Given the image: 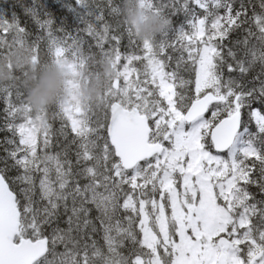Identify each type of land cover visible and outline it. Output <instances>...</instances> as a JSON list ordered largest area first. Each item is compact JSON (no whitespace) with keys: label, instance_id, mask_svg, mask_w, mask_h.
Instances as JSON below:
<instances>
[{"label":"snow or ice","instance_id":"obj_1","mask_svg":"<svg viewBox=\"0 0 264 264\" xmlns=\"http://www.w3.org/2000/svg\"><path fill=\"white\" fill-rule=\"evenodd\" d=\"M140 6L170 22L160 41H138L126 23H110L105 8L121 14L113 0L64 4L84 26L74 31L63 21L55 26L47 11L42 17L33 0L25 14L40 34L31 42L19 18L0 20V59L20 50L33 64H65L73 76L87 60H108L115 70L95 122L76 99L77 82H67L55 115L75 136L62 128L63 144L53 139L50 108L35 112L21 86L0 87V132L11 134L0 157V264H264V0ZM179 12L190 17L189 31L182 27L173 43L168 17ZM237 32L243 38L231 40ZM168 49L180 53L171 71ZM181 66L192 78L179 74ZM89 205L99 213L103 245L93 238ZM126 242L129 255L121 251Z\"/></svg>","mask_w":264,"mask_h":264},{"label":"clouds","instance_id":"obj_2","mask_svg":"<svg viewBox=\"0 0 264 264\" xmlns=\"http://www.w3.org/2000/svg\"><path fill=\"white\" fill-rule=\"evenodd\" d=\"M120 9L122 21L131 28L138 41H156L170 27V22L163 15L141 8L140 0H122ZM91 63L95 71L89 70L88 63L78 76H73L65 64H33L25 52L16 50L0 61V85L22 83L26 103L31 105L33 111L40 112L51 108L58 100L67 99V82L75 80L78 84L76 99L87 114L99 105L108 78L115 76L110 61L91 60Z\"/></svg>","mask_w":264,"mask_h":264},{"label":"trees","instance_id":"obj_3","mask_svg":"<svg viewBox=\"0 0 264 264\" xmlns=\"http://www.w3.org/2000/svg\"><path fill=\"white\" fill-rule=\"evenodd\" d=\"M48 3L46 4V9H41L42 13L47 11L49 14H51L57 21V26H59L60 22L63 21L65 23V26L67 28H69V26H72L73 30H75L76 28H82L84 27L83 25L79 24L77 25L79 22L76 20V17L70 13L68 11L67 8L63 7L64 4H68V3H74V0H47ZM113 6H120L122 5V0H113ZM23 7L26 8V7H30L32 3V1L28 0V1H23ZM161 0H156V3H160ZM163 2H168V0H163ZM183 2V0H182ZM241 0H234V8H238L239 7V4H240ZM253 3H256L258 4V0H252ZM245 3H247V0H245ZM48 5V6H47ZM189 7L191 9H193L195 11V13L200 16V17H203L204 13H203V10L200 9L198 6H196L194 3H191L189 4ZM7 9L11 10L13 14H15L16 17L19 18V23L22 25V26H25L26 29L28 30V32L30 33L32 39H35L36 35H38L40 33V30L37 26L36 23L33 22L32 18H27L24 16L25 12H22V8L21 7H10V6H7ZM257 11H259V8L257 6L256 8ZM219 14L223 15L224 14V9H219ZM26 15V14H25ZM105 15H106V18L109 20L110 23H112L114 26L117 24V23H120L122 25V16L121 14L119 16H112L108 13V10L107 8H105ZM249 15H251V11L249 12ZM28 16V15H26ZM43 17V14L41 15ZM171 21V29L172 31H170L169 33V41L170 42H173L175 43L177 40H178V37H177V33L182 27L185 26V30L188 29L187 28V19H189L190 17H186L185 14L183 12H179L175 15H170L168 17ZM29 26H32L29 28ZM123 30V27H121V31ZM243 35L244 33H233L231 34L230 36V39L231 40H236V39H242L243 38ZM162 39L161 35L158 36L156 38V41H160ZM89 40V43L91 44H94L95 42L92 41L90 38H88ZM253 43H255V41H253ZM107 47V45H106ZM177 48H179V44L177 43ZM43 49V48H42ZM121 50L122 51H128V39H127V35L125 34L124 36V39L122 40V44H121ZM43 52H45L46 50H42ZM41 51V52H42ZM84 51H85V54H89V49H88V46L85 45L84 46ZM0 53H3L1 51V48H0ZM91 53H95L97 54L96 55V59H99V56H98V49L93 47L91 49ZM167 54L168 55H172L173 56V60L170 62L169 64V67L167 69V71H171V70H174L176 69V58L180 55V53L177 51V52H173L172 49H168L167 50ZM185 55V54H184ZM186 57V56H185ZM5 59H0V61H3ZM88 68L90 71H95V66L92 65L91 63V60H87L86 61V64H88ZM179 74L185 78V79H190L192 78V71H191V68H189L188 70H184L183 66H181V68L179 69ZM254 75V72L253 73H250L249 74V78H251V76ZM15 85H19L22 87L23 91H24V94L26 95L25 93V90H24V87L22 85V83L20 82H15V83H9L7 85H0V87H3V86H15ZM257 107V105H255ZM5 107H6V101L3 99V98H0V126L3 125V116H4V110H5ZM98 111V109H97ZM102 112V111H101ZM99 115H100V111L98 112ZM103 115V113H102ZM11 134L10 133H7V132H0V157H3L5 155V152H4V145H3V141H4V138L5 136H10ZM3 165L0 164V167H2ZM10 175H16L15 171L11 172ZM252 192L256 193L257 195V198H259V191L256 187H252L250 189ZM18 191V189H17ZM90 218H92L93 222L96 224V227L98 228V231L97 233L94 234V239H96L99 244L103 245L104 241H103V231L101 229V226H100V223L98 220H96L92 214V212L90 213ZM66 219L65 216H61L60 217V220H59V226L61 228H66L67 225L64 223V220ZM134 227L136 228V225H134ZM46 231L48 233L51 232V228H47ZM132 247L131 243L130 242H126L125 243V247L121 250L122 253L124 255H129V249ZM138 247V246H137ZM60 250L62 251L63 248L62 246L59 247Z\"/></svg>","mask_w":264,"mask_h":264},{"label":"rangeland","instance_id":"obj_4","mask_svg":"<svg viewBox=\"0 0 264 264\" xmlns=\"http://www.w3.org/2000/svg\"><path fill=\"white\" fill-rule=\"evenodd\" d=\"M6 1H8V0H0V20H7V21H9V22H12L13 21V19H7L6 18V14H5V12H4V8H3V4L6 2ZM39 3L40 4H43V3H45V4H47L48 3V1L47 0H39ZM48 6V5H47ZM45 7H43L42 9H44ZM43 13H42V11H41V15H42ZM24 16L25 17H27V18H31L30 16H26L25 14H24ZM18 18V17H17ZM30 27H32V26H29V28ZM30 37H31V35H29ZM24 52V51H23ZM27 56H29L27 53H25ZM187 55V54H186ZM138 67H139V65H137ZM58 111V109H55V105H53L51 108H50V111H49V114H48V123L51 125V130H52V132H53V126H55V128H57L58 126H59V123H64V122H66V130H67V133L69 132L70 134H68V136H70V139L69 140H71L74 136H75V134L74 133H72L71 132V128H70V122H67L66 121V119H61L60 118V116H57V115H55V112H57ZM88 118H89V116H88ZM57 122V125H55V123ZM64 142H65V138H64ZM73 147H75V146H73ZM57 150H59V145H57L55 148H53V149H51V151L52 152H55V151H57ZM72 158L74 159L75 158V153H74V151H73V153H72ZM81 183L83 184V183H85V181L84 180H81ZM89 207H92V209L96 212V214H97V216L99 215V213L95 210V208H94V206H91V205H89ZM123 215V214H122ZM136 230H137V233H138V226L136 225ZM139 234V233H138ZM144 251H147L146 249L144 250Z\"/></svg>","mask_w":264,"mask_h":264},{"label":"bare ground","instance_id":"obj_5","mask_svg":"<svg viewBox=\"0 0 264 264\" xmlns=\"http://www.w3.org/2000/svg\"><path fill=\"white\" fill-rule=\"evenodd\" d=\"M113 2H114V1H113ZM68 4H69V3H68ZM41 5H43V7H45V8H44V10H45V9H46V4L43 3V4H41ZM23 12H25V11H23ZM79 24H80V23H78L77 25H79ZM27 31H28V30H27ZM98 228H99V227H98ZM98 228H97V229H98Z\"/></svg>","mask_w":264,"mask_h":264}]
</instances>
